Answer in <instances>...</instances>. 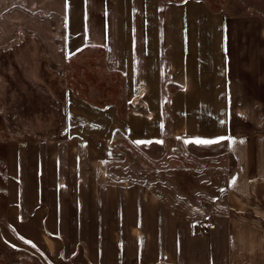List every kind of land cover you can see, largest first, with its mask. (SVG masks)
Wrapping results in <instances>:
<instances>
[{
    "label": "crops",
    "instance_id": "crops-1",
    "mask_svg": "<svg viewBox=\"0 0 264 264\" xmlns=\"http://www.w3.org/2000/svg\"><path fill=\"white\" fill-rule=\"evenodd\" d=\"M60 15L67 50H101L105 68L125 81L122 133L105 143L158 160L177 141L196 158L226 162L215 171L222 190L264 195V128L244 127L237 97L227 108L205 107L208 96L240 94L222 11L203 0H62ZM95 142L79 134L0 155L9 250L41 264H264L262 212L235 210L218 193L167 198L158 183L129 177L142 170L116 166L128 156L121 145L97 156Z\"/></svg>",
    "mask_w": 264,
    "mask_h": 264
},
{
    "label": "rangeland",
    "instance_id": "rangeland-1",
    "mask_svg": "<svg viewBox=\"0 0 264 264\" xmlns=\"http://www.w3.org/2000/svg\"><path fill=\"white\" fill-rule=\"evenodd\" d=\"M203 1L210 11L225 15L228 72L238 77L240 90L236 96H208L205 107L227 108L228 99L237 97L240 114L246 119L244 127L262 129L263 125L255 123L264 122V0ZM61 5L62 0H0V155L8 146L17 152L29 144L28 150L35 153L40 141L89 135L95 138L97 156L110 144L121 145L128 156L116 166L142 170L129 177L158 183L167 198L188 202L200 192L207 199L219 200L223 195L220 203L241 212L255 208L264 215L263 194L237 199L220 188L222 178L215 171L224 169L221 165L225 167L226 162L203 161L177 141L158 160L141 156L129 143H105L109 135L122 133L127 108L125 81L105 68L101 50H67ZM0 183H5L2 177ZM13 239L0 223L1 264H41L35 254L24 256L23 248L9 250L6 240Z\"/></svg>",
    "mask_w": 264,
    "mask_h": 264
},
{
    "label": "snow or ice",
    "instance_id": "snow-or-ice-1",
    "mask_svg": "<svg viewBox=\"0 0 264 264\" xmlns=\"http://www.w3.org/2000/svg\"><path fill=\"white\" fill-rule=\"evenodd\" d=\"M229 139H235L234 137H228ZM219 139H223V137H219ZM196 143H209L208 140H204V139H200V138H197L196 139Z\"/></svg>",
    "mask_w": 264,
    "mask_h": 264
}]
</instances>
